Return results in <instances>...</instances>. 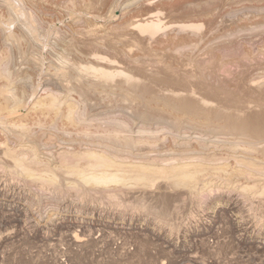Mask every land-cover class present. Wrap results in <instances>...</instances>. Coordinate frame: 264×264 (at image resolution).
<instances>
[{"label":"rangeland","instance_id":"obj_1","mask_svg":"<svg viewBox=\"0 0 264 264\" xmlns=\"http://www.w3.org/2000/svg\"><path fill=\"white\" fill-rule=\"evenodd\" d=\"M57 262L264 264V0H0V264Z\"/></svg>","mask_w":264,"mask_h":264},{"label":"bare ground","instance_id":"obj_2","mask_svg":"<svg viewBox=\"0 0 264 264\" xmlns=\"http://www.w3.org/2000/svg\"><path fill=\"white\" fill-rule=\"evenodd\" d=\"M18 163H20V161L18 162ZM17 163V164H18ZM20 165V164H19ZM83 174V173H82ZM81 173H80V175L83 177V175H85V174H83L82 175ZM104 176H103V178H100L99 177V175H94V177L96 176L97 178L99 177V179H95L96 180V182H101L102 184H107L108 182L110 183V181H113L114 182V180H117V178L118 177H116L115 178V176H118V175H113L114 177H112V174H110V175H107V174H103ZM85 176H87V175H85ZM85 176L83 177L84 179V181H85V179L86 178H88V177H86L85 178ZM89 176V175H88ZM91 176H92V174L90 175V179H91ZM109 177V176H111V178L109 177V178H106V177ZM89 179V180H90ZM94 179V178H93ZM92 179V180H93ZM119 179H121V178H119ZM89 180H86L85 182H89ZM92 180H90V181H92ZM121 180H123V179H121ZM120 181V180H119ZM95 182V181H94ZM256 201H258V200H256ZM237 202H239V201H237ZM262 202V201H261ZM260 203V202H259ZM246 204H249V203H246ZM252 204V203H251ZM262 204V203H261ZM239 205V204H238ZM253 206V205H252ZM256 206V205H255ZM263 207V206H262ZM226 208V207H225ZM259 208V207H258ZM132 221V220H131ZM138 221V220H137ZM131 224V223H130ZM137 224V223H136ZM248 225V224H247ZM72 226H74V225H72ZM142 226V225H141ZM247 227V226H246ZM76 228H74V230H75ZM85 231L86 230H84V227H83V230H82V232H81V234H79L80 233V231L79 230H75V231H73L72 232V234H68V235H66V240L68 241V243H69V248L67 249L68 250V252H67V255L65 254V252L67 251H65L64 252V254H63V256L64 257H68V260L69 261H73L74 260V258H76V252L75 251H73L74 249L72 248L73 246H75V247H77V248H79V249H85V248H87L90 244L92 245V242L94 243L95 241H94V237L92 236V235H86L85 234ZM104 231V230H103ZM130 231V230H129ZM101 232V231H100ZM107 232V231H106ZM124 232H126V231H124ZM133 232H135V231H133ZM116 233V232H115ZM121 233V232H120ZM139 233V232H138ZM57 234L58 233H56V234H53L52 236H46V238H45V240H46V242L47 241H50V242H52L53 243V245L52 246H57V244L58 243H62V236H60V237H58L57 238ZM109 234H111V232L109 233ZM140 234V233H139ZM129 235V234H128ZM134 235V234H133ZM96 240H97V238H95ZM98 241V240H97ZM100 242V241H99ZM63 250H65V249H63ZM130 255V254H129ZM58 263V262H57ZM56 263V264H57ZM58 264H62L61 262H59Z\"/></svg>","mask_w":264,"mask_h":264}]
</instances>
